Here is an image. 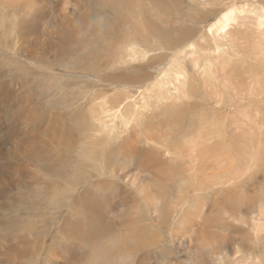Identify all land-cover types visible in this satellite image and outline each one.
Listing matches in <instances>:
<instances>
[{
	"label": "rangeland",
	"instance_id": "rangeland-1",
	"mask_svg": "<svg viewBox=\"0 0 264 264\" xmlns=\"http://www.w3.org/2000/svg\"><path fill=\"white\" fill-rule=\"evenodd\" d=\"M206 1H208V3ZM39 2V5H36L35 9L32 6L33 9L31 8V11L28 12V8H26L23 0H0V6H4L8 17H11V23L14 24V31L16 30L14 38H16L17 42L19 41L18 43L23 47V49L21 48L22 50H17V46L13 52H10L7 50L5 51V48L0 45V48H3L0 49V87L2 86V88H0V95H2L4 91L10 92L8 97H4L0 100V154H4L5 157L0 158V173H2L3 177V180L0 179V196L3 193H9V195L15 199L12 211L0 217V222L3 223L6 219L10 218L8 221L10 225L8 224L6 226H11L12 224V228L4 227L5 224L2 228L0 227L1 254L5 250L7 252L9 248H15L18 252L21 250L29 251L27 255H20L21 257L18 260H16V254H8L9 259L15 261L16 264H33L36 262H40L39 264H46L49 260H51V264H93L92 250L100 243L104 249H107L109 252L113 251V255L110 257V253H108V256L105 258L100 259L97 257L98 260L96 261H99V264H217V260L221 259L220 255L222 254H224L222 258L225 264H230L229 260L232 252H234L235 242L240 240L248 241V237L252 233L249 221L253 216V211L250 209L251 207H246L241 213L235 212L231 210V208L235 206L226 203V201L223 203L221 201H223L224 196H230L231 194L239 198L243 197L244 193H247L249 190L254 193L255 191H253V188H250L251 186L249 184L246 186V180L248 179L247 175L249 174H245L243 177L241 176L237 179L238 183L237 181H232L229 184H227V182L223 187L219 184L214 186V189L226 187L227 190L223 191L221 195L222 200L220 199L221 201H218L217 198V200L212 203V206H218L221 203L226 205L225 209H228V213L233 217H240L241 222L230 224L225 221L226 217L223 212H221L222 214L214 213V216L208 215L210 212H206V210H209L211 206H207L204 210L206 214H201V217L192 216L193 220H197L198 218L199 224L198 226L193 225V229H195L193 230L194 232L190 231L191 227L189 225L190 229L188 228V231L184 234L181 229L183 226L178 224V222L181 221L182 217H185V212L187 210L190 212L196 209L184 206V209H181L180 212L179 208H173V204L167 209L165 205L171 201L168 195L172 193L161 192L158 194L153 187L154 185L151 189L147 187L144 188L143 192H137L136 183L133 185L130 182L135 171H133L132 167H129V169H120L117 162L119 156L112 158L113 160L115 159L114 161L112 160L113 179H110L106 175L101 177L93 176L94 173L89 169L86 163H79V171L75 173V168L72 166L75 163L73 157L80 151L78 141L80 137L83 136H79L80 131H78L79 129L76 127H78V115L80 120V115L81 117L84 116L81 111L86 109L91 99V94L99 89V86L96 82H93L90 76H93V72V74H98L97 72L100 71L97 70L103 72V74L99 75L100 77L106 74L103 69L108 65V59L110 60L112 50L116 48V43L122 39L120 26L122 25V20L124 22L126 21L124 17H127V20H129V11H125V9L129 10L130 6L135 9V13L139 14L141 18L144 19L148 31L151 30L155 32L157 30L160 37H164V44L182 43L184 40L186 41V38L189 39L194 37L195 39L200 38L199 45L202 47H199V49H209V46L212 44V34L215 36V41L219 43V41L223 42L222 40H225L220 39V37H225V32L230 33L229 37L232 40L228 36L226 39L229 38L228 41L233 43L234 49L240 52L239 55L241 57L239 55L237 57L240 62L236 63L235 67L233 66L235 69L229 74L224 73L220 65L221 62L219 64V59H217L215 65L218 74L216 75L218 80L221 79V81L217 82V84H213H220V88L224 92V95L220 94L218 91H216V94L224 104L221 105V103H219L220 106H218L219 104L216 105L217 101L212 97V92L206 93L208 100L204 103L207 104V108L209 112L211 111L213 117L224 115L227 118L230 116L239 117L241 125L243 124L242 131L244 133L239 131L236 134L238 136H245L249 131L252 139L250 138L248 141L250 143V140H253V143H251L252 146H254L259 139L264 141V93L260 92L259 86V83L264 77H261L262 74L257 73L255 69H252V67L258 66L259 62L264 64V55L260 52V45H264V26L256 27L254 20L257 16L255 13H248L251 11L252 7L257 8L260 5L264 7V0H39ZM144 3L145 5H143ZM22 4H24V7ZM231 5L238 9L244 8V11L248 12H246V15L245 13L241 15L238 14L239 10H237L236 15H239V17L236 23L227 27L224 32L218 33L217 30L212 29V34L210 32L208 33L216 20H218L221 14L229 9ZM159 18L164 19L166 23L170 21L169 26L167 25L168 27H166V25H164L163 28V24L159 21ZM185 19H189L192 22ZM210 25L211 27L209 28ZM203 35L205 36V42L201 40ZM239 35L240 37H238ZM240 38L242 40H240ZM14 57L22 59L25 64L29 65L32 71L29 74L22 72L14 66L15 64L11 63L12 60L9 63V59H6ZM81 58H84L83 61ZM211 58L213 59L214 56H211ZM189 60L190 59L187 58L185 59L188 70L191 69ZM80 61H82L83 66ZM87 61H89V64H85ZM154 63H159V61ZM248 65H252V67H250L251 70ZM4 66L6 68H3ZM91 66L95 69L89 68ZM143 72L146 73L148 77L153 73V71L147 69L146 66L141 69V76L144 74ZM194 72L200 77L198 70ZM220 73L222 75H219ZM223 73L226 76H224ZM253 73L259 75H254ZM37 74H44L45 76L56 75L57 79L61 76L65 78L63 82V92L54 87V82L49 88L45 87ZM69 75L71 77H69ZM95 76L97 77V75ZM226 77L227 79H225ZM154 79H156V76L152 75L151 80ZM33 81H35V84ZM36 81L38 82L36 83ZM78 82H80L79 85ZM83 84L87 85L86 88ZM69 85L71 86L69 87ZM105 89L111 92L110 87ZM76 92L82 93L76 95ZM170 93H174L172 86H170ZM79 99L82 100V104L77 105ZM28 103L32 105L30 106ZM40 116L47 118V120L43 119L40 124L41 130H45L43 138L46 139V143H39L38 145L39 147L43 146L45 150H49V153H47L48 158H50L49 160H51L49 165L54 167L58 164L50 173L53 177L44 180V182L46 181V183L52 186L49 188L40 185L43 184L39 176L41 173L38 174L35 167L24 160L27 155L31 154L33 147H35L33 143H30L31 137L29 136H31L33 131L32 125L36 124ZM249 118L253 121H250ZM27 120L29 121L28 123ZM14 122H16V124L12 125ZM13 128L16 130L14 136H11L9 139L5 138L3 134L7 131H11ZM224 129L223 132L225 131L228 135V142L230 143L231 137L233 136L232 131L235 129L230 126L229 123L228 125L225 124ZM250 129L252 130L250 131ZM132 135H134L133 137L135 138L136 134H134V132ZM49 136H52L51 139ZM62 138L65 141H61ZM55 141L56 143H54ZM130 141H132V139ZM68 142L71 143L70 146ZM51 143H53L54 146ZM125 143L129 144V141L126 140ZM122 144L119 146L121 147ZM119 146H117V149ZM122 146H124V144ZM249 147H251V145L246 141L243 151L241 152V149H239L240 151H236L239 156V161L244 164L242 165L240 163L239 168L241 170L244 169L246 167L245 165L251 160V148ZM5 149L8 150L6 151ZM60 152L64 155H60ZM114 153L115 155L119 154V152ZM247 153L250 156L247 157L249 160L246 159ZM57 155L60 157L62 156L65 160L58 163ZM114 167L119 169L117 170ZM75 175H79L78 177H80L79 180L78 177H75V180L77 178L78 182L84 179L88 180H86L84 184H80L76 192L69 195L67 202L59 209L57 214H54V212L51 214L46 212V215H44V212L40 213L45 210L47 199H49L52 189L63 187L64 182L70 181L72 178L74 179ZM88 176L90 177L88 178ZM73 179L71 182L76 184L77 180L75 181ZM34 183H36L35 188L33 185ZM40 187L41 189L39 190ZM42 188H45V190ZM49 189H51V192ZM217 192L207 191L204 195L209 193V195H213ZM155 196L159 197V199H156L157 201H155ZM1 202L2 200L0 199V203ZM246 212L249 215L245 214ZM42 214L44 217L41 216ZM203 219L207 221L211 219L210 222H208V226L200 222ZM175 228H178V230L175 231ZM11 229L12 232L10 231ZM188 232H190V234ZM74 233L76 235H74ZM208 234L211 236L210 241L208 240L210 237ZM5 236H7V238L3 241ZM189 236L191 238V243L189 242L188 245V241L190 240ZM245 237L247 238L245 239ZM8 238L12 242L8 241ZM258 238L259 239H253L252 241L256 256L262 253L264 247V233H261ZM42 239L46 240L44 244H42ZM204 240L206 242H204ZM21 241L25 242L24 246H21ZM34 241L38 243L34 245V251H31L28 246L31 245L30 243H34ZM25 244L28 245L25 246ZM199 244L201 246H199ZM221 247L225 252L220 254L219 258L215 253ZM62 249L64 253L60 252ZM124 251L128 252L126 253L127 255H125ZM240 256L242 255L239 253L231 259L238 260ZM1 258L4 257L1 256L0 259ZM256 263L257 262H255V264ZM10 264H13V262ZM242 264L249 263L243 262Z\"/></svg>",
	"mask_w": 264,
	"mask_h": 264
},
{
	"label": "bare ground",
	"instance_id": "bare-ground-1",
	"mask_svg": "<svg viewBox=\"0 0 264 264\" xmlns=\"http://www.w3.org/2000/svg\"><path fill=\"white\" fill-rule=\"evenodd\" d=\"M23 2H25L26 8H28V12H30L31 8L33 9V7L35 9V6L39 5L40 3L39 0H23ZM206 2L208 3V1ZM22 5L24 7V4ZM143 5H145V3ZM193 7L195 6L193 5ZM237 10H239L238 14H241V15L242 13H245L246 15V12H248V11H244V8L238 9L234 7L233 5H231V7L227 9L223 14H221V17H219L218 20H216V22L212 25V28H210L211 25L209 26L210 29L208 28L209 29L208 33L210 32L212 34L213 30H217L218 33L224 32L225 29H227V27L236 23L239 17V15H236ZM125 11H129L128 12L129 20H127V17L123 16L124 18H126V21L124 22L122 20V25L120 26V32L122 34V39H120V41L116 43L115 45L116 48L112 50V55L110 57V60L108 59L109 63L107 66L105 65L106 68L103 69V71L105 70L104 73L106 74L100 77L99 75L103 74V72L101 70H97V71H100V72L96 71L98 74H93L94 73L93 72L92 73L93 76L92 77L90 76L93 82L94 83L96 82V84L99 86V89L97 91L95 90V92L91 94V99L88 102L86 109L81 111L84 114V116L81 117L80 115V120H79V115H78V120H77L78 127L76 128L79 129L78 131H80L79 136H82V135L83 136L80 137L78 141V144L80 145V151H78L76 153V156L73 157V159L75 160V163L73 165L71 164L73 168H75L74 172L77 173L79 171V165H78L79 163H86L88 164L89 169L92 170V172L94 173L93 176L101 177L103 175L104 176L106 175L110 179H113L114 175H113V162H112L113 159L112 158H114L115 156H119V158H117L118 159L117 162L119 164L120 169L121 168L122 170L123 168L129 169V167H132L133 171H135L134 175L130 179V182L133 185H135L136 183L137 192L138 191L143 192L144 188H147V187L151 189L152 186L154 185L153 187L158 194L161 192L172 193L171 195L170 194L168 195L171 201H169V203L165 205L167 209H169L170 206H172V204L174 206L173 208H179L180 212H181V209H184L183 208L184 206H187V208L192 207V209H196L190 212L187 210L185 212V217L181 218V221L183 222L181 221L178 222V224H181V226H183L181 229L184 234L188 231L187 230L188 228L190 229V227H191L190 231L195 230L193 229L194 228L193 225L195 226L199 225L198 218L197 220L195 219L196 220L195 221L193 220L192 216L201 217V214L205 213L204 210L206 209L207 206H211V208H213V209L210 208L209 210H206V212H210L208 215L214 216V213L222 214L221 212H223L225 214L223 215L226 217L225 221L229 222L230 224L241 222V218L233 217L232 215H230L228 213V209H225L226 205L222 204L224 201H226V203L230 205L235 206L234 208H231V210L235 212H239V213H241L242 210H245L246 207H249V208L251 207L250 209H252L253 211L252 212L253 216L250 218L249 226H250L252 233L248 237L249 238L248 241L239 239L240 241L235 242V244L233 243L235 249H234V252H232L231 258L238 255L239 253L242 256H240V259L238 260L237 259L233 260L230 258L229 261H230V264H242L243 262L249 263V264H255V262H257L256 264H264V247L262 249V253L257 254L256 256L255 248L252 245L253 239H259L258 236L261 233H264V141L259 139V141L255 145L253 144L254 146H252L251 143H253L252 142L253 140L252 141L250 140V143L248 141L250 138L252 139L249 131L247 135L245 136L243 135L238 136L236 134L237 132L242 131V126H243V124L241 125V121L239 117L230 116L229 118H227L225 115L213 117L211 111L209 112V109L207 108V104L204 103L206 100H208L206 93L212 92V97L216 99L217 101L216 105L219 103H221V105L224 104L216 94V91H218L220 94L224 95V92L220 88V84L218 83V85H214V84H217V82L221 81V79L218 80L217 75H216L218 74L217 67L215 65L217 59H219V64L221 62L220 65H221L222 70H224V73H229V74L234 71L235 69L234 67L236 63L240 62L237 58L240 52L234 49L233 43L231 41H228V39L230 38L229 37L230 33L225 32L224 33L225 37L223 38L220 37V39H225V40H222L223 42L219 41V43L215 41V38H214L215 36L212 34V37H211L212 44L211 46H209V49L206 48L207 50L204 48L199 49V47H202L199 45L200 38L195 39L194 37L189 38V39L186 38V41L184 40L182 42L183 44L181 42L173 44L171 43V41H170L171 44H167V43L164 44L163 43L164 37L163 38L160 37L159 32L157 30L155 32H152L150 30L153 34L150 31H148L146 29L147 24L145 23L144 19L141 18L139 14L135 13L134 8L129 6V10L125 9ZM248 13L250 14L255 13V15L257 16L255 17V20H254L256 23V27L262 26V25L264 26V7L263 6L260 5L257 8L252 7L251 11H249ZM163 20L164 19L159 18V21L163 24V28H164V25L168 27L170 21H168L167 22L168 24H167L165 20L164 21ZM185 20H189V19H185ZM14 28H15L14 24L11 23V17H8L6 9L4 8V6H0V45L5 48V51L7 50L10 52H13L17 48V46H18L17 50L23 49L22 45L18 43L19 41L17 42V39L14 38L16 34L15 33L16 30L14 31ZM227 36L229 37L228 39H226ZM238 37H240V35ZM254 37H257V36H254ZM201 40L205 42L204 35L201 38ZM240 40L242 39L240 38ZM235 42H236V39H235ZM260 46H261L260 52L264 55V45H260ZM0 49H3V48H0ZM211 56H214V58L212 59ZM184 57L185 59L186 58L190 59L189 65L191 69L189 70L187 69V66L185 64ZM6 59H9V63L12 60L11 63L15 64L14 66L17 69H20L22 72L29 74L32 71L29 65L25 64L22 61V59L15 58V57L6 58ZM82 61H80L81 65H82ZM157 61H159V63H154ZM88 62L89 61H87L85 64H87ZM143 65L146 66L147 69H150L153 71L152 75H155L156 79L151 80L152 75H149L148 77V75L144 72L142 76L140 75L141 69L144 67ZM248 66L249 68L252 67V65H248ZM3 68H6V67L4 66ZM89 68H94V67L91 66ZM219 69H220V66H219ZM252 69H255L257 73L262 74L261 77H264V64L259 62L258 66L252 67ZM195 70H198V73H200V77L196 75V73L194 72ZM257 73H253V74L259 75ZM37 75L39 76L40 81H42L45 87L49 88L50 86L53 85L52 83L54 82L55 83L54 87L60 89L61 92H63V89H64L63 82L65 78H63L62 76L59 79H57L56 75H49V76H45L44 74H37ZM95 75H97V77ZM219 75H222V74L220 73ZM69 77L71 76L69 75ZM225 79H227V77ZM33 82L35 84V81ZM37 82L38 81H36V83ZM79 83L80 82H78V85ZM71 85H74V84H71ZM71 85H69V87ZM83 85H85V88H86L87 85L86 84H83ZM170 86H172L174 90V93L172 94L170 93ZM259 86H260V92L264 93V78H262L261 82L259 83ZM107 87L111 88L110 89L111 92L105 89ZM0 88H2V86ZM9 93L10 92L4 91L2 95H0V100L4 97H8ZM77 93L78 92H76V95H79L82 92H79L78 94ZM80 104H82V100L79 99L77 105H80ZM29 105L31 106L32 104H29ZM218 106H220V104ZM43 119L47 120V118H45L44 116L38 117V121H36V124L32 125L33 131H32L31 136H29L31 137V141L30 140L29 141L30 143H33L35 147H33V150H31L32 151L31 154L27 155L24 160L27 163L32 164L33 167H35V170L38 171V174L41 173V175L39 174V176L41 178L40 180L42 181L41 183L43 184H40V185H43V187L47 186L46 188H49L52 186H50L49 183H46V181L44 182V180L46 178L51 179L53 177L51 176L50 173L52 172V170L55 169L56 166H58V164L54 167L49 165V162L51 161L49 160L50 158H48V155H47V153H49V150H45L43 146L39 147L38 145L39 143L41 144L46 143V139L43 138L45 134V130H41V125H40ZM249 119L250 121H253L251 118ZM28 122L29 121L27 120V123ZM228 123L230 126H232L235 129L232 131L233 136L231 137L232 139L230 141L232 145L228 142V135L225 133V131L223 132V130H225L224 129L225 124L228 125ZM15 124L16 122H14L12 125H15ZM251 130L252 129H250V131ZM133 132L134 134H136L135 138L133 137L134 135H132ZM15 133H16V130H14L13 128L11 131H7L3 135H5V138L9 139L11 136L13 137ZM131 139L132 141H130ZM126 140L129 141V144L125 143ZM61 141H65V140L62 138ZM246 141L248 142L249 145H251V147H249L251 148L250 150L251 154L249 153L251 156V160L250 162L247 163V165H245L246 167L241 170L239 168V165L241 162L239 161V156L237 155L236 151L241 149V152H242L246 144ZM54 143H56V141ZM122 143L124 144V146H122L123 145ZM51 144L53 145V143ZM70 144L71 143L68 142L69 146ZM120 144H122L121 147L119 146ZM117 146H119L118 149H117ZM20 149L22 150L21 147ZM113 151L119 152V154L115 155ZM60 155L63 156L64 154L60 152ZM0 156H1L0 158L2 157L5 158L4 154L2 153L0 154ZM62 156L60 157L57 155L58 160L57 159L56 160L59 161L58 163H60V161L62 162L65 160ZM248 156L249 155L247 153L246 159ZM115 169H117V167ZM245 174H249L247 175L248 179L246 180V186L249 184L251 186L249 187L253 188V191L255 192L253 193L249 190L247 193H244L243 197H239V198L235 197L234 194H231L230 196H226V197L224 196L223 201H221L222 200L221 195L223 194V191L227 189L226 187L214 189V186L219 184L221 187H223L226 185L227 182H228L227 184H229L232 181L235 182L237 181V179H239L241 176L243 177ZM76 175L74 176V179L72 178L73 180H75V177L79 176V175L78 176ZM89 177L90 176H88V178ZM79 178L80 177H78V180ZM0 179L3 180L2 173H0ZM71 180L65 181L64 186L61 188L52 189V192L50 191L51 189H49V191L51 192V195L49 196V199H47V204H46L47 207L45 206V210L41 211L40 213L44 212V215H46V212L48 214H51L52 212H54V214H57L59 212V209H61L63 205L67 202L69 195L76 192L79 185L82 183L84 184L85 181L88 179L86 180L84 179L78 182L76 178L77 180V181L75 180L77 182L76 184L75 183L73 184ZM35 184L36 183L33 184L34 188L36 187ZM40 189L41 187L39 188V190ZM42 189L45 190V188H42ZM0 190H1V187H0ZM207 191H212V192L218 191L217 193L219 194V196L217 193L213 195H209L210 193L204 195L205 192ZM217 198H218V201L221 199L220 201L222 203L219 204L218 206L217 205L212 206L213 205L212 203H214V201L217 200ZM0 199L2 200V202L0 203V217H1L12 211L14 207L13 204L15 203V199L12 198L9 195V193H3L0 196ZM156 199H159V197L155 196V201H157ZM245 214H248V213L246 212ZM44 215L42 214L41 216L44 217ZM9 220L10 218L6 219L4 223L0 222V227L2 228L3 225L5 224L4 227L12 228V224L11 226H6L9 224L8 223ZM210 220L207 221L206 219H203L200 222H203L204 223V224L202 223L203 225L208 226L209 224L208 222H210ZM177 230L178 228H175V231ZM10 231L12 232V229ZM188 233L190 234V232ZM74 235L76 234L74 233ZM6 238L7 236L3 238L4 239L3 241H5ZM9 238H8V241H11L10 240L11 238L10 239ZM210 238L211 236L208 239L209 241H210ZM246 238L247 237H245V239ZM189 239L190 240L188 241V245H189V242L191 241L190 236H189ZM24 241L23 242L21 241L22 242L21 246H24V243H25ZM44 241L46 242V240L42 239V244H44ZM204 242L206 241L204 240ZM37 243L38 242L35 243V241L34 243H30L31 245H29L28 248H30L31 251H34V245H36ZM200 244L199 246H201ZM26 245L28 244H25V246ZM53 251H56V250H53ZM60 252L64 253L63 249ZM92 252H93L92 257L94 260L93 264H96V263L99 264V261H96L98 260L97 257H99L100 259L105 258L108 256V253H110V257H112L113 255L112 253L113 251L109 252L107 249H104L100 243L96 248L92 250ZM217 252L215 254L219 257V255L225 251L221 247ZM27 253H29V251L21 250L18 252V250L15 248H9L7 252L5 250L3 251L2 254L0 251V257L1 256L4 257L0 259V264H10L12 262L13 264H16L15 261L9 259V255L16 254V260H18L21 257L20 255H27ZM124 253L125 255H127L126 253L128 252L124 251ZM220 256H221V259L217 260V264H225L222 258L224 254ZM39 263L40 262H36L33 264H39ZM46 264H51V260L47 261Z\"/></svg>",
	"mask_w": 264,
	"mask_h": 264
}]
</instances>
